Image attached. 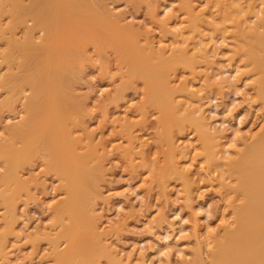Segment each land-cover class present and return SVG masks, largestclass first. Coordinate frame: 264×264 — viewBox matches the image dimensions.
<instances>
[{
  "label": "rangeland",
  "instance_id": "rangeland-1",
  "mask_svg": "<svg viewBox=\"0 0 264 264\" xmlns=\"http://www.w3.org/2000/svg\"><path fill=\"white\" fill-rule=\"evenodd\" d=\"M87 1L84 0V3L91 4L93 2L92 4L95 5V7L92 5L93 29L90 32L94 36L95 34L98 35V37L100 34L103 38L106 35L105 42L101 41L105 45L102 44L103 47L99 46L101 48L98 49L97 44L101 45L99 41L96 44L90 43L88 46L86 45L87 47L83 46L71 50L70 45L64 44L65 40L66 43H70L67 38L69 37L67 36L68 32L60 30V33H64V38L61 34L58 35L60 38L52 46L54 51L52 54V51L50 52L53 57H49L50 59L53 58L55 62L48 58L49 61L53 62V65L55 63L51 71L54 70L57 82L55 81L56 78L54 80L49 79V75L45 76L46 74L43 72V58L46 60V54L49 51L45 55H41L39 61H42H37L42 65L43 70L40 66L37 68L40 69L39 71L35 70L37 73L41 71L45 76L44 78H47L46 80L51 88L53 87L52 90H48L50 95L48 94L45 97V94H43V99H47V101L46 99L42 100L47 102L46 104L42 102L43 108L45 107L44 110L47 107L45 105L49 104L48 112L46 111L48 115L46 114V116L50 117L51 115L55 123L58 121L59 124H63L60 125L64 128L60 127L59 130V124L57 123V129L60 133H54L57 129H54L56 126L52 128V124H50L53 120L49 122L44 119L47 123L41 121L39 132H46L51 127L55 131L51 132L50 130L48 132L57 134L58 138V135H60L59 139L62 142L59 140V143L61 142L62 144H60L63 146L61 148L65 150L70 148L71 152L77 154L76 157L78 158H80L79 153L88 151L87 146H89L90 151L92 149L93 154L96 151L94 154L96 159L88 160L89 165L86 164L88 168L83 171H89L88 174L92 173L89 177L92 178L90 182L87 184L84 182L85 187H80V190L87 193L84 194V196H87L82 204L83 206L80 205L81 202L78 203L81 208L79 207L78 210L77 206L76 211L81 212L79 216H82L83 219L81 217V220H78L79 217L74 216L75 224L69 223L70 220L72 221V219H69L72 216L64 207L68 201L66 196L69 195H67V190H64L65 185H62L65 182V175L62 176L61 174L64 173V165L67 163L60 165V169L63 167V171L59 172L57 167V171H55L52 168L55 167L53 165V161H55L53 160L54 154L49 152V150L54 151L53 149L56 146L59 147L58 142L56 146L54 144L56 138L49 140L46 137L50 135L45 136V133H43L42 135L46 139L43 140L47 143L50 141L49 145L53 143L55 147H46L47 150L45 148L46 142H41V145H45L42 147L46 150L42 147V149L38 148L40 141L36 144L37 146L33 145L35 150L32 151L34 153L31 154V158L33 154L36 153L37 155H33L34 158L32 159L29 158V155L28 161L24 157L23 162L26 159V163H18L17 161L14 168H12L15 169L14 173L17 180L23 183L20 185L16 183L15 185V182L13 181V183L11 179V181H8L9 170L7 169L8 165L7 167L5 165L7 156L9 155L10 158L16 157V154L12 153H18L19 149H23L24 143L22 141L21 145L20 139L11 142L7 133L18 126L23 119H27V114L25 115V112H23L24 107L20 103L15 105V107L17 106L15 110V107L11 108L12 110L10 108L6 110V107H3L6 111L0 108L1 151H3L4 147L2 145L6 143L5 141L14 143V146L11 145L14 147L13 149H15L17 143L20 142L18 145H21V147L16 145L19 148L16 147L15 150H11L12 147L9 146V148L5 144L8 149L4 148V151L8 153L11 151L10 154H4L0 151V249L3 248L6 254L5 259L0 257V264H66V262L67 264H71V262L72 264H194L197 256H201L207 262L209 252L216 247L217 242L223 239V228L229 227L228 224L232 227V223H234V213L228 203L230 198H234L235 194H231V197L227 196L229 198L227 199L226 193L228 191L225 192L226 188L221 184L224 180V184L235 186L233 178H230L229 174L226 173L229 168L227 162L232 159L237 160L240 155L243 156L242 153H245L246 147L251 146V143H254L257 135L261 132L264 121L262 102L256 99L257 93L254 88V81L259 78L257 77L259 74H255L254 68L252 69L253 66L248 63L250 61L247 62L248 59L244 56L246 44L243 47L233 37L236 32L239 33L240 31L239 29L237 31L233 30L234 28L229 23L231 18H228L226 14L228 15L231 12V17L234 14L233 18L238 23L241 22L239 28H247L249 31L250 28L258 26L257 22L260 18L258 16H261L258 12L260 9L264 10L262 8L264 7L262 4L264 0H248V2L247 0H237L238 3L235 0ZM234 3L237 6L240 4V7H237ZM244 3H246V6ZM229 4L233 6L231 7ZM187 5L191 11H189V15L186 13V9L184 10ZM235 10L240 13L234 12ZM191 13H193V16ZM63 14L65 18L71 19L67 14ZM6 17L0 18V22L3 21L1 22L2 28L4 27L2 24L6 25L4 21H9V18L7 17V20ZM244 20L245 23H243ZM172 26L176 28L174 27V29ZM96 29H102L101 33H98L100 30L97 31ZM18 30V33L8 32V36L13 35L14 37L16 34H20L16 36L18 38L23 37L21 30L20 32ZM36 33L39 37L43 36L37 31ZM36 33L35 37H38ZM102 33L104 34L102 35ZM81 34L83 35V32ZM84 35H86L85 32ZM62 38L64 42H61ZM103 38L101 40H104ZM57 45L60 47L58 51L60 55L57 54ZM129 46L132 49L131 51ZM5 48L6 46L4 48L3 46L0 47V49ZM67 48L75 52L76 55L74 56L77 59L74 56V59L68 56L75 68L72 67L74 70L71 68L70 75L63 70L62 73H65L63 77L61 70L66 69L64 65L67 63L62 67L63 63L61 64V62L65 63L68 58L66 55L72 53L67 51L69 50ZM125 48H127L126 51H124ZM185 48L188 52L185 51ZM65 49H67L66 52ZM80 49H85L84 54ZM135 49H137V52ZM120 50L126 53L129 50L130 57H128H135V59L130 60L131 64L128 61L126 62L132 66V61H137L134 62L133 68L125 66L124 55L126 54L121 55ZM2 51L0 50V52ZM132 51L136 52L137 55H141V57L139 55L136 57V54L131 53ZM181 52L184 53L182 54L185 56L184 58ZM64 54L66 58H62ZM42 56L44 57L42 58ZM80 56L81 58L83 56V58L81 59ZM178 56H182L183 59L180 60ZM69 58L66 66L69 65ZM138 59L141 60V65H139L138 61L140 60ZM57 60L60 66L56 63ZM75 60L77 61L75 62ZM178 61L185 63L179 64ZM135 63H138V71L140 66L144 64L146 66V63L150 65L146 66L145 71L143 69L145 73L141 72L146 76L150 73L155 78V80L151 78L154 80V82L151 80L154 83L153 85L151 83L153 90L146 88L149 83L144 84L147 80L141 79L142 76L138 75L139 73L133 74L135 78L132 79L133 75L131 76V74L135 72L133 69H136ZM168 64L173 67L172 69L169 67L171 70H166ZM17 66L18 64H15L12 69L18 74ZM31 66L28 69H31ZM1 67V73L6 71L5 74L14 73H9L11 71L8 72L4 65H1ZM147 68L149 72H146ZM150 71H154L153 74ZM165 71H167V74ZM36 72L32 74L36 76ZM158 73L166 74L165 79L168 80L167 82L172 88L168 86L169 90L166 91L168 94L172 91L169 97L166 96L167 93L161 94L165 89L160 84L161 80L159 81V79L161 77ZM76 74L79 75L76 76ZM128 74L129 76H127ZM66 75L68 79L70 78L74 82L68 80L67 83V80H65ZM40 76L42 77V74ZM40 76H38V79L40 78L39 80L42 83ZM53 81L56 83H53ZM64 82L70 85H68L69 89L65 87L66 85L64 86ZM45 83H42L41 86ZM63 86V90H68L63 91ZM44 88L46 87L41 88L42 92L47 93V89ZM28 90L25 92L27 95L31 93ZM57 95H59L58 98L62 96V100L65 98L66 104L63 107L61 105L65 103V100L63 102L58 100ZM49 96H52V99ZM5 97L6 92L1 90L0 101L5 100ZM54 98H57L56 104L58 102L62 103L61 105L58 104V107L65 108L64 111L56 108ZM38 99L41 100L40 97ZM48 100L51 101L52 105ZM151 100H155L159 112L157 108H154L155 103L153 106L150 104L153 102ZM22 101L24 102V98ZM169 101L174 106L176 104L180 106L177 107V110L181 108L180 111L178 110L179 113L176 109V111L174 110L175 113L171 109V112H168L169 107L173 108L169 106ZM75 109L76 113L70 111ZM195 110L199 111L194 114ZM59 111L62 112L57 113ZM50 112H53V114ZM172 112L174 114H171ZM61 113H63V116L66 115L67 117H65L68 119L63 118ZM69 115L72 118L70 122L68 121ZM71 120L75 123L72 127L71 125L74 123ZM42 123L48 124L47 128L45 125L42 126ZM65 125H68V128ZM68 129L71 134L68 133ZM68 136L74 140L71 139V142H69ZM69 143L73 145L71 144V146ZM73 149L78 150V153L73 152ZM208 150L221 152L218 154V158L221 160L218 162L217 167L211 165L207 160ZM50 154H52L53 159H50L52 158ZM2 157H6L5 162ZM84 158L86 160L85 153ZM80 159L77 161L80 162ZM9 160H7L8 163ZM77 161L75 162L76 166ZM94 161L100 163L97 165L98 170L95 168L96 165H93L95 173L92 171L91 166L96 164ZM50 162H52V165H49ZM67 166L65 165V167ZM73 167L75 166L71 165L69 168ZM177 167L179 170L182 169L180 173L176 172ZM77 168L79 167L77 166ZM90 169L92 172H90ZM4 174L5 178H3ZM85 174L82 176L83 179L84 176L85 179L89 176H87V173ZM2 178L6 180L2 182ZM20 186L21 189L12 190ZM9 191L16 193L12 194L13 198L11 194L10 197L6 195L5 192L10 193ZM80 195L83 199V193H80ZM80 201L83 202L84 199ZM7 202H10L9 205H6ZM83 221L85 223L81 228ZM67 225L74 226L72 235L77 232L75 236L65 235L68 230L66 228H69ZM64 227L66 228L64 229ZM91 228L96 230V237L92 236ZM79 235L81 236L78 240L80 243L77 241ZM75 241L81 246L80 248L75 246L78 250V253L75 254L76 256L79 255L77 257L72 255L73 252L70 253L75 248L73 247L76 244ZM59 255L67 260L63 258L62 261H59ZM69 256H73L72 261H69L71 260Z\"/></svg>",
  "mask_w": 264,
  "mask_h": 264
},
{
  "label": "bare ground",
  "instance_id": "bare-ground-1",
  "mask_svg": "<svg viewBox=\"0 0 264 264\" xmlns=\"http://www.w3.org/2000/svg\"><path fill=\"white\" fill-rule=\"evenodd\" d=\"M87 1V0H86ZM91 1V0H90ZM148 1V0H147ZM87 2H89V0L87 1ZM149 2V1H148ZM235 2L236 3H238L237 2V0H235ZM245 2V1H244ZM247 2H248V0H247ZM93 2H91V4H89V3H84V0H0V18L1 19H3V17H8L9 18V21H7V22H9V23H7L6 21H4V23H6V25L5 24H2V26L4 25V27L2 28L1 27V22H3L2 20H1V22H0V45H2L3 46V48H4V46H6V50L5 49H0L1 51L2 50H5V51H2V52H0V69L3 67H1V65H4V67H5V69H7L8 70V72L9 71H11V72H9V73H12V72H14L13 70L14 69H12V66H15V64H18V66L16 67V69H18L19 70V72H18V74H17V72L15 71L14 73L16 74V76H15V74L13 73V74H5V73H7V71L5 72V73H1L2 71H0V89L2 90V92H6V97H5V100L2 102V101H0L1 103H0V108H2V110H4V108L3 107H6V110H8L9 108L11 109V108H14L15 107V105L17 104V103H20L21 104V106L23 105V107H24V109H22V110H24L23 112H25V115L27 114V119H23L22 120V122L18 125V126H16V127H14V128H12L10 131H8V138L10 137V139H11V142L12 141H14L15 140V142L17 141V139H18V141H19V139L21 140L20 142H21V145H22V141H23V149L21 150V149H19L18 151V153H12L11 151H10V149H9V151H10V153H12V154H16V157L15 156H13V158L11 159L10 157H8L9 155L8 154H10V153H8V152H5L4 151V148L7 150L8 148H6L5 147V144H6V146H11V145H13L14 146V143H11L10 141H8L9 143H7V141H5L6 143H3V151H1V148H0V151L1 152H3L4 154L5 153H8V154H6V155H8L7 156V160L8 159H10L9 160V163H8V161L6 160V162L8 163H4L5 162V158H3L2 157V159H3V163L6 165V167H7V165H8V167H7V169L9 170V175L7 176V174H6V176H7V178H9V180L8 181H11L12 180V182L14 181L15 182V185H16V183H19V185L21 184V183H23V182H19L18 180H17V178H16V175H15V173H14V170L12 169V168H14V166H15V164L17 163V161H18V163L19 162H21V163H24L25 161H26V159H27V161H28V156L30 155V157L29 158H31V154L32 153H34V152H32L33 150H35V148L33 147V145H35V146H37L36 144L40 141V145L42 144L41 142H46L45 140V138H44V136L42 135L43 133H45L44 135L45 136H47V135H50V136H48V137H46L47 139H49V140H51V139H53V138H56L55 139V142H54V140H52L53 142H54V144H55V146H56V143L58 142V145H59V147H55L54 146V144L52 145L51 143H50V145H49V140H47V141H49L48 143L46 142V146L45 145H39L38 146V148H41L42 146H45V148L46 147H50V146H54L53 148H49V149H53L54 151H50L49 150V152L51 153H53L54 155H53V157H54V159H53V157H52V154H50L51 155V157L52 158H50V155H49V158L50 159H53V160H55V161H53V160H51V161H53L54 162V164L53 165H55V167L53 166L52 168H54V170L55 171H57V170H59V172L60 171H63V167H62V169H60L61 168V164L63 163H67V164H65V165H68L67 167H65V165H64V173H61L62 174V176L63 175H65L64 177H62V178H64V181L65 182H63L62 183V185L64 184L65 185V187H64V190L66 191L67 190V195H69V196H66V197H68V201H67V204L64 202V204H66L64 207H66L65 208V210H67V211H69V213H70V215L72 216V218H69V219H72V221L70 220L69 221V223L71 222V223H73V224H75V221H74V216H78L79 218H78V220L82 217V216H79V215H81L79 212H76L77 211V206H78V210L81 208V206H83L82 204L85 202V197L87 196H84V194H87L85 191H83V190H80V187H85V183L87 184L88 182H90V180L92 179V178H89L90 177V174H92V173H90V174H88L89 173V171L88 172H83V171H85L88 167H86L87 165L86 164H88V160H90L91 161V159H96V158H94V154H95V152H94V154L92 153V149H91V151H90V149H89V146H87L88 147V151L86 150L84 153H85V157H86V160H84L85 158H84V153H79V157L81 158H78V157H76V155L74 154V153H72L71 152V150H70V148H69V150H65V149H63V148H61V147H63V146H61V139H59L60 138V135H58L59 136V138L56 136L57 134H54V133H57L58 132V129H57V125L59 124L58 123V121H57V123H55V120H53L54 118L53 117H51V115H50V117H47L46 116V114L48 115V113H46V111L48 112V107H49V104L48 105H45V106H47L46 107V109L44 110V108H43V103L42 102H45V104L47 103L46 101H47V99L46 98H44V99H46V101H42V100H44L43 99V97L45 96L46 97V95H50V92L48 91L49 89H53V87L51 88V86L49 85V83H48V81L46 80L47 78H44L45 76H48L49 75V79H53L54 80V78H56L55 79V81L57 82V77H55L54 76V70L53 71H51L52 70V66L54 67V65H55V63H54V65L52 64L53 62H55L54 60H53V58H49V57H53L51 54L53 53V51H54V48H52V46H54V44H56L57 43V40H58V38H60V37H58V35L59 34H61L62 35V37H63V32L62 33H60V30H63V31H66V32H68V35L67 36H69V37H67L68 39H69V44H68V42L66 43V40H65V43L64 44H67V45H70L69 47L70 48H72L71 50H73L74 48H76V49H78V48H81V47H83V46H88V44H90V43H92V44H96L97 42L99 43V41H100V44L101 45H99V44H97V46L99 47V46H102L103 47V45H105V43H101V41H104L105 42V39L104 38H106L105 36L106 35H104V38L103 37H101L100 36V34H99V37H98V35L96 36V34H95V36H94V34H91V32H90V30H92L93 29V21H92V5H94V4H92ZM142 3V2H141ZM236 3H234V4H236ZM100 4H101V2H100ZM149 4V3H148ZM246 3H244V5H245ZM263 4V6H264V3H262ZM230 6H231V4H229ZM98 6H99V4H98ZM98 6H97V8H98ZM233 6V5H232ZM231 6V7H232ZM236 6H237V4H236ZM246 6V5H245ZM244 6V7H245ZM249 6V5H248ZM248 6H247V8H248ZM252 6V5H251ZM94 7H95V5H94ZM100 7V6H99ZM186 8H184V10L186 11V13H188V15H189V11H190V8H189V6L187 5V6H185ZM223 7V6H222ZM237 7H240V4H239V6H237ZM236 7V8H237ZM243 7V8H244ZM96 8V9H97ZM102 9H103V7H101ZM228 8V7H227ZM262 8H264V7H262ZM192 9V8H191ZM228 9H230V8H228ZM234 9V8H233ZM250 9V8H249ZM252 9H254L253 7H252ZM239 11H240V8L238 9ZM98 11H100V10H98ZM192 11H194V10H192ZM239 11H234V12H237V13H240ZM95 12V11H94ZM191 12V11H190ZM223 12V11H222ZM243 12V11H242ZM63 13H65V14H67L71 19H68V18H65L64 17V14ZM210 13V12H209ZM224 13V12H223ZM229 13V12H228ZM231 13V12H230ZM230 13L227 15L226 14V16L228 17V18H231V20H230V22L229 23H231V26L234 28L233 30L235 31H237L238 29H239V33L238 32H236V33H238V34H234V38L236 39V40H238L242 45H243V47H244V44H246L245 45V48H244V56L245 57H247L246 59H248L247 60V62L248 61H250V62H248V63H250L249 65L252 67V69L254 70V72H255V74H259V76L257 75V77H259V78H257V79H255V81H254V88L256 89L255 90V92L257 93L256 94V99H259L258 101H260V102H262L261 104H262V108L264 109V10L262 9H260V11L258 12L259 14H261V16L259 15L258 17H260V18H258V26H254V28H250L249 29V31L247 30V28H242V29H240L239 27L241 26L240 25V23L241 22H237V20L235 19V18H233L234 17V14H233V17H231L230 16ZM192 14V16H193V13H191ZM187 15V14H186ZM185 15V16H186ZM222 15H225V14H222ZM231 15H232V13H231ZM200 16V15H199ZM6 17V18H7ZM8 18H7V20H8ZM228 20V19H227ZM229 21V20H228ZM225 22H227V21H225ZM246 21L244 20L243 21V23H245ZM95 25V24H94ZM96 25H97V23H96ZM173 25V24H172ZM177 25V24H176ZM244 25V24H243ZM6 26V27H5ZM178 26V25H177ZM230 26V27H231ZM173 27V26H172ZM175 27V26H174ZM173 27V28H174ZM176 28V27H175ZM174 28V29H175ZM19 29V30H18ZM261 29L263 30L262 32H261ZM17 30L20 32V30H21V32H22V36L23 37H21L22 38V40H21V38H18V36H16V35H20V34H14L15 36H16V38H15V36L13 37V35H11V37H13V38H11V37H9L8 36V32H13V33H15V32H17ZM97 30V29H96ZM98 30H100V29H98ZM97 30V31H98ZM36 31L38 32V33H40V34H43V36L42 37H39V35L36 33ZM101 31H102V29L100 30V32L98 31V33H101ZM194 31V30H193ZM42 32V33H41ZM83 32V35L81 34ZM84 32L86 33V35H84ZM90 32V33H89ZM104 32V31H103ZM7 33V34H6ZM10 33V34H11ZM18 33V32H17ZM35 33L38 35V37H35ZM93 33V32H92ZM95 33H97V32H95ZM97 33V34H98ZM173 33V32H172ZM181 33V32H180ZM179 33V34H180ZM104 33H102V35H103ZM174 34H176V33H174ZM178 34V33H177ZM7 35V36H6ZM36 35V36H37ZM9 37V38H8ZM98 37V38H97ZM17 38H18V40H17ZM36 38H38V39H36ZM64 38V37H63ZM62 38V40H61V42H64V39ZM99 38H100V40H99ZM101 38H103L104 40H101ZM182 38V37H181ZM195 38V37H194ZM233 38V39H234ZM183 39V38H182ZM234 39V40H235ZM235 40V41H236ZM38 42V43H37ZM39 42H42V43H40L39 44ZM250 42V43H249ZM253 42H255V43H253ZM45 43V44H44ZM59 43H60V41H59ZM59 43H58V45H59ZM197 43V42H196ZM253 43V44H252ZM103 44V45H102ZM176 44V43H175ZM179 43L177 42V45H178ZM183 44V43H182ZM181 44V45H182ZM188 44V43H187ZM254 44H256L255 46H254ZM56 46L57 47V54H58V51H59V46ZM66 45V46H67ZM199 45H200V43H199ZM2 46H0L1 48H2ZM86 46V47H87ZM167 46V45H166ZM191 46V45H190ZM130 47V46H129ZM131 47H132V45H131ZM131 47H130V51L132 50L131 49ZM179 47V46H178ZM192 47V46H191ZM196 47V46H195ZM197 47H198V45H197ZM50 48H52V49H50ZM70 48H67V49H69V50H67V49H65V52H66V50L67 51H70ZM101 47H99L98 49H100ZM134 48V47H133ZM193 48V47H192ZM83 49V48H82ZM126 49L127 48H125V50L124 51H126ZM243 49V48H242ZM246 49V50H245ZM15 50H17V51H15ZM62 50H63V48H62ZM75 50V49H74ZM81 50V49H80ZM122 50V52H121V50H120V54L122 55V54H126V55H124V57H122V58H124L125 59V66L126 67H128V68H133L134 67V62H137V61H132V66H130V60H132V59H135V57L133 56L132 58H129L130 56H129V54L128 53H130L129 52V50L127 51V53L126 52H124ZM136 50V52H137V49H135ZM134 50V51H135ZM47 51H49V52H47ZM52 51V52H51ZM82 52H83V54H84V51H85V49L84 50H81ZM134 51H132L131 53L133 54V55H135L136 54V52H134ZM146 51V50H145ZM185 51H187L186 50V48H185ZM46 52H47V54H46ZM50 52H51V54H50ZM64 52V53H65ZM70 52H72V51H70ZM88 52V51H87ZM101 52V51H100ZM99 52V53H100ZM134 52V53H133ZM178 52H180L179 50H178ZM188 52V51H187ZM199 52V51H198ZM60 53H61V50H60ZM74 53V54H73ZM17 54V55H16ZM46 54V60L43 58L44 56H42V58H43V68H44V73L46 74H44L45 76H43V73L40 71L39 73H37L35 70L37 69V68H39V66L41 67V69L43 70V68H42V65L39 63L40 61H42V60H40L39 61V58H41V55H45ZM54 54H55V52H54ZM71 54H73V55H71ZM69 53V55H66L67 57L68 56H70V57H72L73 59H74V57L76 58V56H74V55H76L75 54V52H72V53ZM132 54H131V56H132ZM180 54V53H179ZM182 54H184V53H182L181 52V55ZM187 54V53H186ZM58 55H60V54H58ZM139 55V54H138ZM137 54H136V57L138 56ZM55 56H57V55H55ZM65 56V54L62 56V58H66V56ZM74 56V57H73ZM86 56V55H85ZM85 56H84V58H85ZM129 56V57H128ZM153 56V55H152ZM183 56V55H182ZM182 56H178V58H180V60H182L185 56H183V58H182ZM139 57H141V55H139ZM50 60H52V61H49V59ZM60 58V57H59ZM69 58V57H68ZM68 58L66 59V62L64 63V62H61V66L62 67H66V69L65 68H63L62 69V67H61V75L63 74L62 72H63V70L64 71H66V72H68V74L70 75V73H69V71L70 70H72L73 68H75V67H73V64H72V62H71V58H69L70 59V62H69V65L68 66H66L67 64H68V62L67 61H69L68 60ZM80 58H81V56H80ZM82 58H83V56H82ZM81 58V59H82ZM20 59V60H19ZM48 59V60H47ZM58 59V58H57ZM61 59V58H60ZM77 59V58H76ZM79 59V58H78ZM87 59V58H86ZM127 59V60H126ZM142 59V58H141ZM148 59V58H147ZM45 60V61H44ZM137 60V59H136ZM138 60H140V59H138ZM144 60V59H143ZM142 60V61H143ZM37 61H39V62H37ZM63 61H65L64 59H63ZM73 61V60H72ZM77 60H75V62H76ZM80 61V60H79ZM78 61V62H79ZM128 61V63H130V64H127L126 62ZM146 61V60H145ZM74 62V64H76ZM82 62V61H81ZM123 62H124V60H123ZM139 62V65H141V60L140 61H138ZM148 62V61H147ZM178 62H180L179 64H181V63H183V61H178ZM37 63V64H36ZM56 63H58V65H59V62H58V60L56 61ZM67 63V64H66ZM106 63V62H105ZM185 63V62H184ZM183 63V64H184ZM14 64V65H13ZM34 64V65H33ZM64 64H66V65H64ZM144 64V63H143ZM148 64H149V62H148ZM147 63H146V66L148 65ZM171 64V63H170ZM179 64H176V65H179ZM31 65H33V66H35V67H33V66H31ZM64 65V66H63ZM137 65V66H136ZM151 65H152V63H151ZM169 65V64H168ZM172 65V64H171ZM176 65H174V66H176ZM30 66H31V69H33V70H31V69H28V68H30ZM60 66V65H59ZM78 66V65H77ZM124 66V67H125ZM130 66V67H129ZM146 66H145V64L143 65V66H140V70L138 71L137 70V68L139 67L138 66V63H135V67H136V69H133L135 72L134 73H132L131 74V76L133 75V74H135L136 75V73L138 74V75H141L142 77H141V79H144V80H147V81H145L144 82V84H146L147 82L149 83L148 84V86L146 87L147 89H149V90H151L152 89V85L154 84V83H152V81L154 82V80H155V78L154 77H152V75L149 73V74H147L148 76H146V74H144L145 72V69H146ZM148 66H150V65H148ZM47 68V70H45L46 68ZM55 67H57V66H55ZM68 67V68H67ZM73 67V68H72ZM79 67V66H78ZM121 67H123V66H121ZM121 67H119L120 69H121ZM155 67V66H154ZM158 67V66H157ZM169 67H170V65L169 66H167V68L168 69H166V70H171L173 67H170L171 69H169ZM14 68V67H13ZM72 68V69H71ZM127 68V69H128ZM149 68V67H148ZM147 68V70H146V72H149V69ZM152 68V67H151ZM4 69V68H3ZM77 69H80V68H77ZM76 69V70H77ZM143 69H144V71H143ZM17 70V71H18ZM38 71L40 70V69H37ZM74 70V69H73ZM122 70V69H121ZM158 70V69H157ZM156 70V71H157ZM252 70V71H253ZM33 71H35L36 72V76H34L33 74H35V72L33 73ZM129 71V70H128ZM127 71V73H129ZM144 72V73H142V72ZM151 71H152V69H151ZM150 71V72H151ZM159 71V70H158ZM173 71V70H172ZM171 71V72H172ZM4 72V71H3ZM53 72V73H52ZM57 73H58V71H56ZM154 72V71H153ZM153 72H151L152 74H153ZM166 72V74H167V71H165ZM164 72V73H165ZM257 72V73H256ZM33 73V74H32ZM74 73H75V71H74ZM119 73H121V72H119ZM142 73V74H141ZM20 74V75H19ZM23 74V75H22ZM40 74H42V77L40 76ZM67 74V73H66ZM126 74V73H125ZM124 74V75H125ZM159 74V76L161 77V79H159V81H160V84H162V86L164 87V89H165V91L164 92H160L161 94H164V93H167L168 94V92H166L167 90H169L168 88L170 87L171 88V86H170V84L167 82L168 80L167 79H165V75L164 74H160V73H158ZM169 74V73H168ZM17 75H18V77H17ZM51 75V76H50ZM54 77H53V76ZM55 75H57V74H55ZM77 75H79V74H76V76ZM123 75V76H124ZM135 75H133L132 76V79L133 78H135ZM149 75H151V77H149ZM157 75V74H156ZM38 76H40L41 77V79H42V83H45V81H47L43 86H41L42 85V83H41V81L38 79ZM65 76V73L63 74V77ZM75 76V75H74ZM111 76V75H110ZM122 76V75H121ZM127 76H129V74L127 75ZM52 77V78H51ZM79 77V76H78ZM167 77V76H166ZM255 77H256V75H255ZM59 78H60V76H59ZM76 78V77H75ZM123 78V77H122ZM127 78V77H126ZM137 78V77H136ZM151 78H153V79H151ZM131 79V80H132ZM138 79V78H137ZM65 80H67V83H68V80L69 81H71L70 80V78L68 79L67 78V75H66V78H65ZM152 80V81H151ZM44 81V82H43ZM55 81H53V83H56ZM60 81V80H59ZM73 81V80H72ZM71 81V82H72ZM124 81H126L125 79H124ZM133 81V80H132ZM74 82V81H73ZM52 83V84H53ZM61 83H63V82H61ZM60 83V84H61ZM67 83H65L64 82V86L65 87H68V85H67ZM151 83H152V85H151ZM73 84V83H72ZM158 84V83H157ZM54 85V84H53ZM147 85V84H146ZM151 87H150V86ZM156 85V84H155ZM54 86H56V85H54ZM62 86V85H61ZM64 86L62 87V90H63V88H64ZM70 86V85H69ZM169 86V87H168ZM42 87H46V88H44V89H47L46 91H47V93H45L44 91L42 92ZM149 87V88H148ZM28 88H29V90H30V96L29 95H27V93L25 94V92H27V90H28ZM60 88V87H59ZM43 89V90H44ZM55 89H57L56 87H55ZM68 89H69V87H68ZM68 89H64V90H68ZM156 89H157V87H156ZM172 89V88H171ZM0 90V91H1ZM29 90H28V92H29ZM63 90V91H64ZM153 90V89H152ZM55 91V90H54ZM60 91H61V89H60ZM62 91V92H63ZM72 91V90H71ZM71 91H69V92H71ZM147 91V90H146ZM40 92V93H39ZM124 92V91H123ZM122 93V92H121ZM148 93V92H147ZM7 94H8V97H7ZM37 94H38V97H37ZM40 94H41V96H40ZM43 94H45L44 96H43ZM60 94V93H59ZM64 94V93H63ZM65 94H67L66 92H65ZM169 94L171 95L172 94V91H171V93L169 92ZM166 95L167 97H169L170 95ZM5 95V94H4ZM25 95H26V97H25ZM32 95H34V96H32ZM52 95V94H51ZM72 95V94H71ZM27 96H29V97H27ZM53 96V95H52ZM52 96H49L51 99H52ZM58 96L59 95H57V98H58ZM64 96V95H63ZM69 96V95H68ZM68 96H66V97H68ZM40 97V99L41 100H39L38 98ZM62 96H60L59 98H61ZM258 97V98H257ZM24 98V102L22 101V99ZM57 98L55 99V104H56V100H57ZM58 98V100H62V98L61 99H59ZM68 98H70V97H68ZM74 98V97H73ZM152 99H154L153 97H151ZM165 98V97H164ZM171 98V97H170ZM49 99V98H48ZM50 99V100H51ZM149 100H150V98H148ZM165 99H167V98H165ZM169 99V98H168ZM64 100H65V98H64ZM64 100H62V102L64 101ZM155 100H156V97H155ZM155 100H151V101H153L152 103H150L152 106L154 105V103H155ZM172 100V99H171ZM49 101V100H48ZM52 101V100H51ZM51 101H49V103H51ZM68 101V100H67ZM148 101V100H147ZM167 102H168V100H166ZM22 102V103H21ZM188 102V101H187ZM53 103H54V101H53ZM71 103V102H70ZM70 103H68L69 104V107H71L70 106ZM58 104H62L61 102H58ZM58 104H56L57 106H56V108H58V110L59 109H62V107H63V105L64 104H66V100H65V103H63L61 106L62 107H58ZM67 104V105H68ZM156 104V103H155ZM169 106H172L173 108H171V107H167L169 110H168V112L170 111V109H171V111H173L174 113H175V111L177 110V107H180V106H177V104H176V106H174V105H172V103H171V101H169ZM19 105V104H18ZM51 105H52V103H51ZM67 105H66V107H67ZM75 105V104H74ZM167 105V104H166ZM157 104H156V106H154V108H157ZM17 107V106H16ZM16 107L14 108V110L16 109ZM22 107V108H23ZM53 108V107H52ZM197 108V107H196ZM68 109H70V108H68ZM68 109H66V110H68ZM176 109V110H175ZM179 109H181V108H178V110ZM198 109V108H197ZM1 110V109H0ZM6 110H4V111H6ZM12 110V109H11ZM51 110V109H50ZM53 110H55V109H53ZM58 110H56V111H58ZM65 110V108H63L62 109V111H64ZM157 110H158V108H157ZM175 110V111H174ZM177 110V111H178ZM62 111H59V112H57V113H60V112H62ZM70 111H74V113H76L75 111H76V109L75 110H70ZM170 111V112H171ZM180 111V110H179ZM179 111L177 112V113H179ZM199 111V110H198ZM197 110H195L194 111V114L196 113V112H198ZM69 112V111H68ZM158 112H159V110H158ZM171 113V114H174V113ZM45 113V114H44ZM51 113V112H50ZM70 113H72V112H70ZM87 113V112H86ZM164 113V112H163ZM51 114H53V112L51 113ZM63 113H61V115H62ZM79 114V113H78ZM161 114V113H160ZM168 114V113H167ZM199 114V113H198ZM55 115H56V112H55ZM72 115V114H71ZM77 115V114H76ZM169 115V114H168ZM178 115V114H177ZM24 116V115H23ZM45 116V117H44ZM53 116V115H52ZM58 116V115H57ZM66 116V115H65ZM65 116H63L62 115V117L64 118ZM161 116H163V115H161ZM176 116V115H175ZM263 116H264V114H263ZM25 117V116H24ZM47 117V118H46ZM59 117V116H58ZM61 117V118H62ZM67 117V116H66ZM65 117V118H66ZM69 117V122H70V119H72V118H70V115L68 116ZM73 117V116H72ZM76 117V116H75ZM74 117V118H75ZM169 117V116H168ZM47 120V121H49V122H51L52 120V122L50 123V124H52V128L54 127V126H56V127H54V129L56 130V132H54V133H51V132H53V131H55L54 129H52L51 127H49L48 129H50L51 130V132H48V131H50V130H46V128H47V125H45V124H43L44 122H46L47 123V121H45V120ZM66 119H68V118H66ZM147 119V118H146ZM145 119V120H146ZM165 119V118H164ZM194 119V118H193ZM263 119H264V117H263ZM65 120V119H64ZM41 121L43 122L42 124V126H46V128H45V130H46V132L44 131H42L41 133L39 132L40 130H39V127H41L40 125H41ZM62 121V120H61ZM163 121V120H162ZM71 122H73L72 120H71ZM76 122H77V120H76ZM80 122V121H79ZM74 123V122H73ZM201 123V122H200ZM53 124H56V125H53ZM61 124V123H60ZM59 124V130H60V127L62 128V126L61 125H63V124H61L60 125ZM65 124H67V123H65ZM78 124V123H77ZM75 125V123L73 124V125H71V127L72 126H74ZM50 126V125H49ZM68 126V125H67ZM66 125H65V127H67ZM70 127V126H69ZM262 129H261V132H259V135H257V137H256V139H255V141H254V143L252 142L251 143V146L249 145L248 147H246V151H244L245 153H242L243 154V156L242 155H240L239 156V158L237 159V160H229V162H227L228 163V165H227V163H225L229 168H228V170L226 171V173L227 174H229V177L230 178H233V182L235 183V186H231V185H226V184H224L223 182H224V180L221 182V184H222V186L223 187H225L224 189H225V192L226 191H228L227 193H226V198H227V196L229 197H231V194H235V196H234V198H227V199H229V206L232 208V210H233V215H234V223H232V227L230 226V224H228V226L229 227H225V228H223V235H222V237H223V239H224V237H225V239L223 240H221V241H219V242H217L215 245H216V247H214V249H212L210 252H209V254H208V260H207V262L204 260V259H202V257L200 256V257H198L197 256V254H196V258H195V260H194V264H264V121H263V124H262ZM43 128V127H42ZM68 128V127H67ZM66 128V129H67ZM62 129H64V128H62ZM122 130V129H121ZM68 131V133H70L69 132V129L67 130ZM50 133V134H49ZM60 132H58V134H59ZM53 134H54V137H53ZM71 134V133H70ZM69 135V134H68ZM56 136V137H55ZM41 137H42V139H41ZM49 137H51V138H49ZM8 138H7V140H8ZM39 139H41V140H39ZM43 139H45V140H43ZM68 139H70V141L69 142H71V139L72 138H69V136H68ZM216 139V138H215ZM6 140V139H5ZM43 140V141H42ZM57 140V141H56ZM59 140L61 141L60 143H59ZM65 140H66V138H65ZM74 139H72V141H73ZM19 142V143H20ZM19 143H15L17 146H20L21 147V145H18ZM68 143V142H67ZM73 143V142H72ZM72 143H69V145H71ZM7 144H9V145H7ZM15 145V149H16V146ZM73 145V144H72ZM71 145V146H72ZM13 146H11L12 148H11V150L14 148ZM68 146V145H67ZM219 146V145H218ZM10 148V147H9ZM17 148H19V147H17ZM43 149H44V147H42ZM41 148V149H42ZM68 148H66V149H68ZM91 148V147H90ZM248 148V149H247ZM15 149H13V150H15ZM47 149V148H46ZM46 149H44V150H46ZM97 149V148H96ZM36 150H38L39 151V149H37L36 148ZM48 150V149H47ZM74 151H76L75 149H73V152ZM78 151V150H77ZM76 151V152H77ZM135 151V150H134ZM209 151V150H208ZM35 152H37V151H35ZM40 152V151H39ZM42 152V151H41ZM44 152V151H43ZM55 152V153H54ZM38 153V152H37ZM47 153H48V151H47ZM78 153V152H77ZM98 153V152H97ZM208 153V152H207ZM221 153V152H220ZM219 153V151H217V152H215V151H209V153L207 154V156H208V158H207V160H209V163L211 164V165H214V166H218V162L221 160L220 158H218V154H220ZM240 153V152H239ZM36 154V153H35ZM35 154H33V155H35ZM224 154H225V152H224ZM32 155V158H34V156ZM37 155V154H36ZM3 156V155H2ZM11 156V155H10ZM82 156V157H81ZM206 156V157H207ZM15 157V158H14ZM24 157L26 158L25 159V161L23 162V160H24ZM56 157V158H55ZM96 157H97V155H96ZM31 158V159H32ZM40 158V157H39ZM42 158V157H41ZM82 158H83V160H82ZM50 159H49V161H50ZM80 159V162H78L77 160H79ZM99 159V158H98ZM135 159V158H134ZM223 159V158H222ZM22 160V161H21ZM1 161V160H0ZM29 161H30V159H29ZM63 161H65V162H63ZM78 162V164H77V166L79 167V168H77V166L75 165V162ZM82 161H84V162H82ZM93 161V160H92ZM102 161V160H101ZM16 162V163H15ZM94 162H96V161H94ZM2 163V162H1ZM20 163V164H21ZM26 163V162H25ZM31 163V162H30ZM33 163V162H32ZM62 164V165H63ZM100 163H97L96 162V164H92L91 166H92V171H93V165H96L95 166V168H97V165H99ZM4 165V166H5ZM19 165V164H18ZM23 165V164H22ZM27 165V164H26ZM49 165H52V162H50L49 163ZM71 165H74L75 167H73V168H69ZM89 165V164H88ZM178 166V165H177ZM23 167V166H22ZM29 167V166H28ZM56 167H57V170H56ZM90 167V166H89ZM179 167V166H178ZM178 167L176 168V172L177 173H180V171L182 170H179L180 169V167H179V169H178ZM19 168H20V166H19ZM51 168V167H50ZM99 168V167H98ZM98 168L96 169V170H98ZM6 169V170H7ZM82 169V170H81ZM89 170V169H88ZM49 171V170H48ZM91 171V169H90V172H92ZM101 171V170H100ZM99 171V172H100ZM186 171V170H185ZM5 172H8V171H5ZM54 172V171H53ZM59 172H57L58 174H59ZM94 173H95V171H93ZM55 173V172H54ZM84 173V174H83ZM85 173H87V176H88V178L87 179H85L86 177L84 176V179H83V175H86ZM20 174V173H19ZM60 174V175H61ZM99 174V173H98ZM11 178H10V177ZM234 176L236 177L235 179H234ZM60 177V176H59ZM91 177H93V176H91ZM3 178H5V174H4V177ZM2 178V182H3V180H6V179H3ZM11 179V180H10ZM19 179V178H18ZM83 179V180H82ZM62 180V179H61ZM87 180H89V181H87ZM82 181H83V186H82ZM87 181V182H86ZM13 182V183H14ZM61 182V181H60ZM85 182V183H84ZM7 184H8V182H6ZM5 183V184H6ZM25 183V182H24ZM2 184V183H1ZM4 184V183H3ZM2 184V185H3ZM9 184H11L10 182H9ZM14 185V184H13ZM18 185V186H19ZM23 185V184H22ZM21 185V186H22ZM61 185V186H62ZM63 185V186H64ZM91 185V184H90ZM15 187V188H13L12 190H14L15 191V189L16 190H18V188L19 189H21L22 187ZM86 186H88V185H86ZM221 186V185H220ZM6 187V186H5ZM13 187V186H12ZM7 188V187H6ZM11 188V187H10ZM88 188H89V186H88ZM82 189V188H81ZM189 189V188H188ZM7 190V189H6ZM86 190V189H85ZM81 191H83V192H81ZM10 192V191H9ZM17 192V191H16ZM85 192V193H84ZM6 193V195L8 196L9 195V197H10V194H11V197L14 195V194H16V193H14L13 191H12V193L10 192V193H8V192H5ZM8 193V194H7ZM14 193V194H13ZM66 193V192H65ZM80 193L82 194L83 193V199H84V201L82 202V201H80V200H83V199H81V195H80ZM4 194V193H3ZM2 194V195H3ZM13 194V195H12ZM4 196V195H3ZM6 197V196H5ZM8 197V198H9ZM78 197H80V198H78ZM13 198V197H12ZM5 200V199H4ZM7 201H8V199H6ZM12 200V199H11ZM66 200H67V198H66ZM65 200V201H66ZM78 200H79V202H78ZM81 202V206H79V204L78 203H80ZM9 203L10 202H7L6 203V205L8 204L9 205ZM11 204H13L12 202H11ZM80 207V208H79ZM59 213H61L60 211H59ZM75 213H77V214H75ZM79 213V214H78ZM64 214V213H63ZM68 214V213H67ZM75 214V215H74ZM81 219H83V217L81 218ZM80 219V220H81ZM77 221V220H76ZM77 222H80V221H77ZM84 221H83V224L81 223V226L83 225L84 226ZM234 224V225H233ZM69 225V224H68ZM67 225V226H68ZM95 225V224H94ZM83 226L81 227V228H83ZM87 226H88V224H87ZM233 226H234V228H233ZM69 228H66V227H64V229L66 228V230H67V232L65 233V235L67 234L68 236H75V234L77 233H75V234H73L72 235V233H73V227L74 226H68ZM76 227H78L77 225H76ZM91 227V226H90ZM94 228V227H93ZM93 228H91L90 230H91V234H92V236L94 235H96V233H95V229H93ZM231 228H233V229H231ZM76 229H78V228H76ZM98 230V229H97ZM64 231V230H63ZM199 232V231H198ZM15 233V232H14ZM79 233V232H78ZM63 234V233H62ZM82 234V233H81ZM78 235V234H77ZM59 237L61 236V234L60 235H58ZM64 236V235H63ZM99 236V235H98ZM96 237V236H95ZM80 238H81V236L79 235V239H77V241L78 240H80ZM94 238V237H93ZM67 239V238H66ZM65 239V240H66ZM95 239V238H94ZM221 239V238H220ZM59 240V239H58ZM97 240H98V238H97ZM98 241H100V240H98ZM76 242V241H75ZM78 243H80L79 241H78ZM77 242H76V244H74L73 245V247H75V246H77V248H80L81 246L78 244ZM99 245V244H98ZM97 245V246H98ZM214 245V246H215ZM1 246V245H0ZM79 246V247H78ZM208 247V246H207ZM6 248V247H5ZM76 248V247H75ZM73 249V250H71V252L70 253H72L73 252V256L75 255L76 256V254L78 253V250H77V248L76 249ZM211 248V247H210ZM210 250V249H209ZM58 251V250H57ZM77 252V253H76ZM70 253H69V255H70ZM76 253V254H75ZM57 254V253H56ZM111 254V253H110ZM62 255V254H61ZM61 255H59L58 256V260L59 261H62L63 260V258H65V257H62ZM73 256L71 257V256H69V257H71V260H69V261H72V259H73ZM77 256H79V255H77ZM76 256V257H77ZM0 257H1V259H5L6 258V254H5V250L3 249V248H1L0 249ZM68 257V258H69ZM56 258H57V256H56ZM113 258V257H112ZM66 259V258H65ZM9 260V259H8ZM57 260V261H58ZM67 260V259H66ZM224 260H226V262H224ZM5 262V261H4ZM66 264H67V262H66ZM68 264H70V263H68ZM71 264H72V262H71Z\"/></svg>",
  "mask_w": 264,
  "mask_h": 264
}]
</instances>
